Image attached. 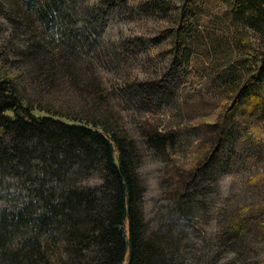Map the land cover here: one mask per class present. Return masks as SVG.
<instances>
[{
    "label": "trees",
    "instance_id": "1",
    "mask_svg": "<svg viewBox=\"0 0 264 264\" xmlns=\"http://www.w3.org/2000/svg\"><path fill=\"white\" fill-rule=\"evenodd\" d=\"M71 3L74 0H0V13L21 47H8L18 58L16 67H0V200L7 203L0 210V264H217L218 256L210 258L208 249L220 244V238L213 239L214 244L200 242L197 250L186 231L194 216L191 206L206 196L198 181L208 168L174 171V206L160 217L156 230L145 222L139 153L102 104L105 96L98 82L83 80L79 67L82 54L90 55L100 40L105 14L86 10L79 16ZM126 3L114 0L106 9ZM235 6L228 14L232 20L264 30V0H239ZM199 14L197 0H189L175 34L180 52L173 68L186 59L185 42L200 34ZM245 59L240 70L232 66L220 74L229 92L240 89L239 98L216 125L197 129V138L212 148L209 166L228 169L233 135L250 117L264 119V51ZM239 76L246 80L242 88ZM66 80L76 86L86 83L95 93L92 104L89 95L84 97L74 116L68 101L58 102L57 85ZM159 84H140L129 91L142 102L148 98L145 104L151 105V93L164 82ZM201 101L196 96L195 102ZM173 137L157 129L144 135L147 147L163 156ZM260 157L264 160V144ZM94 173L101 185L78 184ZM245 210L249 219L236 211L226 221L224 245H236L249 225L264 236L259 209ZM189 254L195 255L193 260ZM252 264H264V259Z\"/></svg>",
    "mask_w": 264,
    "mask_h": 264
},
{
    "label": "rangeland",
    "instance_id": "2",
    "mask_svg": "<svg viewBox=\"0 0 264 264\" xmlns=\"http://www.w3.org/2000/svg\"><path fill=\"white\" fill-rule=\"evenodd\" d=\"M112 1L74 0L70 4L79 16L86 10L105 14L100 40L90 55L82 54L79 67L83 80L98 82L105 96L102 104L114 114L120 134L132 140L139 153L137 173L144 190L145 222L151 231L156 230L160 217L174 206L170 201L174 171L183 167L208 168L198 181L206 196L191 206L195 217L186 228L188 241L201 250L200 242L219 237L222 245L220 242L208 249L210 258L218 256L217 264H235V257L236 264L264 259V236L257 234L254 226L249 225L251 229L240 234L236 245H224L222 237L226 221L236 211L242 219H249L245 208L252 206L259 209L257 215L264 217V160L260 157L263 117H250L234 132L228 169L209 166L206 159L212 148L197 138L199 127L216 125L239 98L240 89L229 92L220 74L232 66L240 70L246 56L263 52L264 30L252 29L242 20L229 17L239 0H197L200 34L185 42L186 59L173 68L180 52L175 34L189 0H127L125 6L106 9ZM12 43L18 47L20 42L17 36L13 38V29L0 13V67L12 69L18 65L16 54L8 48ZM236 79L242 88L246 80L242 76ZM162 82V87L151 93V105L145 104L148 98L142 102L129 91L136 85ZM57 86L58 102L68 101L71 116L77 114L76 107L83 105L88 95L91 104L94 102L95 93L85 87L86 83L76 86L66 80ZM196 96L201 97V104L195 102ZM148 129L174 135L166 156L147 147L144 135ZM78 184L95 187L101 185V180L94 173ZM6 206L0 200V210ZM187 257L193 260L195 255Z\"/></svg>",
    "mask_w": 264,
    "mask_h": 264
}]
</instances>
